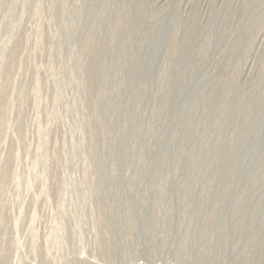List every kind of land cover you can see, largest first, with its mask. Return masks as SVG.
<instances>
[{"label":"rangeland","instance_id":"obj_1","mask_svg":"<svg viewBox=\"0 0 264 264\" xmlns=\"http://www.w3.org/2000/svg\"><path fill=\"white\" fill-rule=\"evenodd\" d=\"M129 3L0 0V264H264V0Z\"/></svg>","mask_w":264,"mask_h":264},{"label":"bare ground","instance_id":"obj_2","mask_svg":"<svg viewBox=\"0 0 264 264\" xmlns=\"http://www.w3.org/2000/svg\"><path fill=\"white\" fill-rule=\"evenodd\" d=\"M107 3L112 4L111 7L105 6ZM88 5H90L89 10H91L93 14V18L100 20L102 24L105 22L106 15L109 14L110 17L114 16H120L122 18H125V31L129 27H137L139 28V25H137V20L133 19L130 21V15L128 14L130 6L132 4L129 3V0H88ZM98 6V7H97ZM94 10V12H93ZM108 20V19H107ZM139 22V21H138ZM106 28H97V30H100L103 40L101 41L100 49L105 48V43H109V40L107 39L106 35ZM119 29L116 28L115 32H117ZM95 32V30H94ZM114 32V33H115ZM108 38L110 36L108 35Z\"/></svg>","mask_w":264,"mask_h":264}]
</instances>
